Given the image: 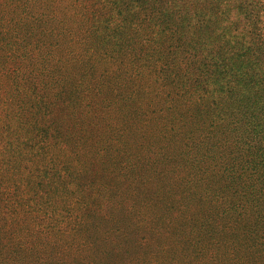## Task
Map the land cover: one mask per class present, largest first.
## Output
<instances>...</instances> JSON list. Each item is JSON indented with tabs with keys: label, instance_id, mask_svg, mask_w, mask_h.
<instances>
[{
	"label": "rangeland",
	"instance_id": "1",
	"mask_svg": "<svg viewBox=\"0 0 264 264\" xmlns=\"http://www.w3.org/2000/svg\"><path fill=\"white\" fill-rule=\"evenodd\" d=\"M0 2L1 29L12 28V40L0 37L1 71L23 81L33 69L46 74L40 90L27 88L33 113L39 91L46 92L42 123L54 121L63 135L100 139L47 144L49 155L62 146L76 150L85 161L82 174L96 179L104 158L93 157L92 148L123 135L129 145L119 148L138 160L151 207L165 195L161 187L192 181L197 156L193 171L202 161L203 172L195 181H259L256 201L264 213V0ZM76 80L82 93L72 99ZM177 153L181 163L173 169L164 155ZM241 154L253 171L236 169L233 178ZM93 158L100 163L93 165ZM162 167L169 169L164 175ZM133 177L128 172L120 179L128 189L122 205L135 203Z\"/></svg>",
	"mask_w": 264,
	"mask_h": 264
},
{
	"label": "trees",
	"instance_id": "2",
	"mask_svg": "<svg viewBox=\"0 0 264 264\" xmlns=\"http://www.w3.org/2000/svg\"><path fill=\"white\" fill-rule=\"evenodd\" d=\"M19 25L25 32L24 23ZM1 27L2 40H12V28L4 33ZM35 47L40 48L38 42ZM49 58L45 56V63ZM0 73V264H264V213L256 201L259 181H195L203 172L199 161V172L194 173L195 156L192 181L161 187L165 195L151 207L152 192L137 169L138 160L119 148L128 147L127 137L102 138L103 147L92 148L93 157L104 158L103 172L87 179L91 177L82 174L83 157L63 146L100 139L63 135L54 121L42 123L46 92L39 91L33 113L29 91L40 90L46 74L33 69L23 81L9 71ZM74 84L72 99L82 93L79 81L71 87ZM47 144L63 146L49 155ZM241 155L232 168L233 178L240 173L236 169L249 174ZM164 156L173 169L181 163L178 153L170 159ZM99 159L93 158L92 164ZM168 170L162 167L158 173ZM128 172L138 180L133 181L137 194L135 203L122 205L128 189L120 179ZM198 192L200 201L193 198Z\"/></svg>",
	"mask_w": 264,
	"mask_h": 264
}]
</instances>
